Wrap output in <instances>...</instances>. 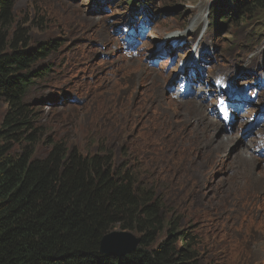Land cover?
Instances as JSON below:
<instances>
[{
    "label": "rangeland",
    "instance_id": "374dc122",
    "mask_svg": "<svg viewBox=\"0 0 264 264\" xmlns=\"http://www.w3.org/2000/svg\"><path fill=\"white\" fill-rule=\"evenodd\" d=\"M217 1H151L150 36L138 40L139 55L130 59L125 43L112 48L116 27L127 24L126 16L130 19L131 7L124 0H14L13 19L30 31L32 48L48 42L58 48L35 67L50 69L51 64L52 71L28 90L29 134L37 140L34 158L45 157L59 142L85 154L113 153L115 163L128 165L142 184L156 187L168 218L179 221L178 231L193 235L199 264H264V154L249 148L251 138L257 147L264 145V137L257 136L264 129L243 138L239 125L250 124L264 108L253 76L258 73L264 82V9L250 6L253 11L239 15L238 24L209 28L211 55L197 44L196 58L206 57L196 82L206 89L196 87V93L206 94L199 99H173L179 93L176 70L187 50H177V60L168 65L165 58H155L156 42L171 33L179 45L195 38L196 27L202 33ZM223 17L220 13L218 20ZM145 65L167 73H152ZM152 76L158 79L154 86ZM219 76L248 88V97L256 93L253 112L235 115L233 124L221 122L216 113ZM160 81L174 85L165 93ZM195 104L203 109L193 110ZM7 110L0 100V128ZM230 134L237 140L224 152L218 144ZM207 141H213L210 147ZM4 146L18 154L27 145L0 139ZM240 152L255 159L242 162Z\"/></svg>",
    "mask_w": 264,
    "mask_h": 264
},
{
    "label": "trees",
    "instance_id": "16d2710c",
    "mask_svg": "<svg viewBox=\"0 0 264 264\" xmlns=\"http://www.w3.org/2000/svg\"><path fill=\"white\" fill-rule=\"evenodd\" d=\"M250 6L264 9V0H227L228 18L238 24ZM13 9L14 0H0V100L8 105L0 139L27 146L18 154L0 147V264H199L193 235L178 231L156 187L115 163L113 153L85 154L59 142L34 158L25 98L40 78L35 67L58 48L55 42L32 48ZM115 230L139 238L137 250L101 254L102 239Z\"/></svg>",
    "mask_w": 264,
    "mask_h": 264
},
{
    "label": "water",
    "instance_id": "95a60500",
    "mask_svg": "<svg viewBox=\"0 0 264 264\" xmlns=\"http://www.w3.org/2000/svg\"><path fill=\"white\" fill-rule=\"evenodd\" d=\"M140 239L129 232L114 231L106 235L101 241V254L124 257L135 252Z\"/></svg>",
    "mask_w": 264,
    "mask_h": 264
},
{
    "label": "bare ground",
    "instance_id": "6f19581e",
    "mask_svg": "<svg viewBox=\"0 0 264 264\" xmlns=\"http://www.w3.org/2000/svg\"><path fill=\"white\" fill-rule=\"evenodd\" d=\"M192 66V64L190 63V62H188V66H187V68H186V70L187 69H194L193 68V66ZM195 67L196 68H198V64H196L195 65ZM200 68H202V67H200ZM195 70V69H194ZM141 72V71H140ZM253 70H252V72H251V74L253 75ZM147 74V73H146ZM186 76H187V80L188 81H190V78H189V76H188V74H186ZM140 77V76H139ZM196 77H192V79L194 80ZM149 79V78H148ZM172 79H173V77H172ZM178 79V78H177ZM239 79L240 80H242V79H245V78H243V77H239ZM174 81V80H173ZM164 83V85H165V88L169 85V84H171V82L169 83V84H165V82H163ZM194 108H196V110L198 111V112H200L201 111V109H203V105L202 104H195L194 106H193V110H194ZM206 110V109H205ZM196 112V111H195ZM208 119V118H207ZM210 122V121H209ZM216 124V123H215ZM214 125V124H213ZM216 126V125H215ZM244 134H246V132H243V135ZM209 135V134H208ZM231 135V137H228L226 140H222L221 141V143L220 144H218V146H219V148L220 147H222L223 146V150H224V152L226 151V149L228 148V146H229V144H231V143H233L234 141H236L237 140V137H235V136H233L232 134H230ZM244 138V137H243ZM213 142V141H212ZM212 142L211 141H207V142H205L204 143V145H205V147L206 146H211V144H212ZM214 146H217V145H214ZM214 148H216V147H214ZM217 149H218V147H217ZM221 149V148H220ZM223 153V152H222ZM221 153V154H222ZM241 153V155H240V161H242V162H245L246 161V159L245 158H253V159H255L252 155H250V154H246L245 152L244 153H242V152H240ZM222 156H223V154H222ZM263 183V182H262ZM258 185V184H257ZM243 186V185H242ZM246 188V187H245ZM231 189V188H230ZM235 189V188H234ZM244 189V187H240V190H243ZM255 189V188H254ZM258 189H259V187H258ZM227 190V189H226ZM255 191V190H254ZM229 192V191H228ZM238 194V193H237ZM230 196V195H229ZM222 214V213H221Z\"/></svg>",
    "mask_w": 264,
    "mask_h": 264
}]
</instances>
